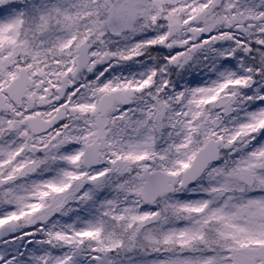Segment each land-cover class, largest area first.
Wrapping results in <instances>:
<instances>
[{
    "label": "snow or ice",
    "instance_id": "snow-or-ice-1",
    "mask_svg": "<svg viewBox=\"0 0 264 264\" xmlns=\"http://www.w3.org/2000/svg\"><path fill=\"white\" fill-rule=\"evenodd\" d=\"M0 264H264V0H0Z\"/></svg>",
    "mask_w": 264,
    "mask_h": 264
}]
</instances>
